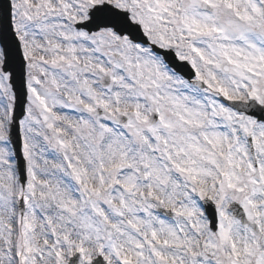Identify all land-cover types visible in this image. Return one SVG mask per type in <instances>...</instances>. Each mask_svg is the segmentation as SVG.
Listing matches in <instances>:
<instances>
[{
  "label": "snow or ice",
  "instance_id": "obj_1",
  "mask_svg": "<svg viewBox=\"0 0 264 264\" xmlns=\"http://www.w3.org/2000/svg\"><path fill=\"white\" fill-rule=\"evenodd\" d=\"M0 264H264V0H0Z\"/></svg>",
  "mask_w": 264,
  "mask_h": 264
}]
</instances>
